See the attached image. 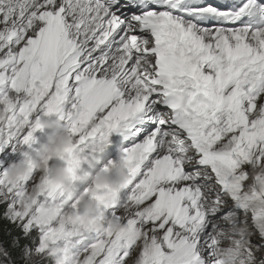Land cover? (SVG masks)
Here are the masks:
<instances>
[{"label":"snow or ice","instance_id":"snow-or-ice-1","mask_svg":"<svg viewBox=\"0 0 264 264\" xmlns=\"http://www.w3.org/2000/svg\"><path fill=\"white\" fill-rule=\"evenodd\" d=\"M51 119L71 146L12 178ZM0 264H264V0H0Z\"/></svg>","mask_w":264,"mask_h":264},{"label":"clouds","instance_id":"clouds-1","mask_svg":"<svg viewBox=\"0 0 264 264\" xmlns=\"http://www.w3.org/2000/svg\"><path fill=\"white\" fill-rule=\"evenodd\" d=\"M44 128H62L64 127L59 120H45L43 122ZM73 137L70 132L65 129L64 131H57L55 134L49 135L48 143H42V151L39 153L40 159L36 160L32 158L31 163H22L20 161H14L11 167V177L15 178L22 174H27L31 172L34 168L43 169L47 165V161L50 158H58L61 153L65 151L66 148L71 146ZM102 160V158H101ZM110 172L106 173L104 171L97 170L95 172H89L87 176L80 174L78 176L79 180H91L88 185V189L92 194H99L104 199H109L112 193H117L123 190L125 187V181L128 176L125 171L126 164L121 161L116 165H109ZM115 173V174H113ZM71 173L67 167H57L56 175L54 176V181L58 185H68ZM110 190V191H108ZM79 200L82 202L85 208L84 218L86 220H91V212L97 206V201L92 198L89 192L81 193ZM102 227L104 225H101ZM124 226L120 223L112 224V231L121 230Z\"/></svg>","mask_w":264,"mask_h":264},{"label":"rangeland","instance_id":"rangeland-1","mask_svg":"<svg viewBox=\"0 0 264 264\" xmlns=\"http://www.w3.org/2000/svg\"><path fill=\"white\" fill-rule=\"evenodd\" d=\"M52 120H56V119H52ZM62 123V122H61ZM63 125V124H62ZM66 128L65 127H62V128H55V127H53V128H44V131H42V132H37V136L40 138V142H39V145H38V148H39V150H41V144L42 143H45V142H48V137H49V135H52V134H55L57 131H64ZM37 154V153H36ZM36 154H34V155H29L28 157H26V158H24V159H21V160H18V161H20V162H22V163H31V161H32V158H35L36 160H39L40 159V156L37 158V156H36ZM118 154V152L116 151V150H114L109 156H108V158H105V162L107 161V160H111L112 159V157L113 156H115V155H117ZM102 164V165H101ZM100 165L103 167V162L101 163ZM98 166V165H97ZM99 167V168H97L95 165L92 167V169H90V170H85L82 174L84 175V176H87L88 175V173L89 172H95V171H97V170H100L102 167ZM57 167H61V168H63V167H67L65 164H64V162L63 161H60V160H57L56 161V165H55V168H54V176L56 175V168ZM81 181V183L83 184L82 185V187H81V190L83 189V187H86V188H88V185L91 183V180L90 179H88V180H80ZM65 186H67L68 188H69V190L70 191H73V192H75V191H79V189H77V188H72L69 184L68 185H65ZM82 193H84V192H82ZM81 195V194H80ZM111 197H112V195H111ZM110 197V198H111ZM94 199V198H93ZM100 199H104L103 197H101L100 196ZM94 200H96V199H94ZM97 201V200H96ZM79 202H80V206H81V208L84 210V213H85V208L83 207V205H82V202L79 200ZM97 212H98V205L95 207V209L90 213L91 214V216L93 217V219H95L96 218V215H97ZM113 223H118V222H111L110 223V229L112 228V224ZM101 225H103V223H101ZM102 227V226H101Z\"/></svg>","mask_w":264,"mask_h":264},{"label":"bare ground","instance_id":"bare-ground-1","mask_svg":"<svg viewBox=\"0 0 264 264\" xmlns=\"http://www.w3.org/2000/svg\"><path fill=\"white\" fill-rule=\"evenodd\" d=\"M117 157H118V154L115 155V156H113L112 159H116ZM101 165H102V164H101ZM101 165H98V166H97V165L95 164V166H97V168H99ZM101 167H102V166H101ZM93 168H94V167H93ZM113 174H115V173H113ZM108 191H109V190H108ZM117 193H119V192H117ZM113 194H114V193H112V196H113Z\"/></svg>","mask_w":264,"mask_h":264}]
</instances>
